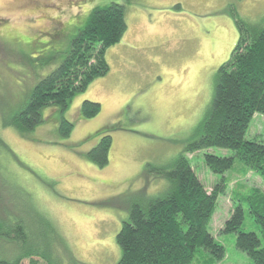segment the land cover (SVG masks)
Masks as SVG:
<instances>
[{"label": "rangeland", "instance_id": "1", "mask_svg": "<svg viewBox=\"0 0 264 264\" xmlns=\"http://www.w3.org/2000/svg\"><path fill=\"white\" fill-rule=\"evenodd\" d=\"M109 4L124 6L127 30L106 50L107 75L73 95L66 108H43V122L33 132L2 128L36 84L62 64L91 10ZM234 15L261 27L264 0H0V142L9 151L0 145V221L18 217L20 209L40 237L41 212L71 257L81 264H115V238L132 206H147L165 193L159 170L170 169L196 139L216 71L238 41ZM84 101L100 105L96 117H81ZM62 118L73 124L68 137L59 134ZM114 125L120 130L111 133L109 164L100 169L86 154L98 143L96 133ZM244 139L264 144L263 115H253ZM206 155L234 153L209 148L185 155L207 193L222 180L225 188L208 229L225 255L211 264H251L236 250L235 236L220 232L234 200L255 191L264 195V181L238 160L223 175L213 174ZM242 231L258 233V227L246 217ZM55 250L62 254V247ZM22 264L48 263L29 258Z\"/></svg>", "mask_w": 264, "mask_h": 264}, {"label": "trees", "instance_id": "2", "mask_svg": "<svg viewBox=\"0 0 264 264\" xmlns=\"http://www.w3.org/2000/svg\"><path fill=\"white\" fill-rule=\"evenodd\" d=\"M233 19L238 41L229 59L216 71L213 97L196 129V139L186 145L170 169L159 170V176L166 182L165 193L147 206H132L115 238L120 252L115 264H194L200 259L211 264L224 257V247L208 230L217 198L225 190L223 180L207 193L186 154L209 148L230 150L233 158L204 156V164L211 173L223 175L238 160L264 181V144L244 139L253 115L264 116V24L256 27L236 15ZM126 30L124 6L109 4L92 9L72 37L62 64L36 84L23 108L4 122L2 128L10 126L27 134L43 122L40 113L43 108L52 105L66 108L73 95L107 75L110 69L106 50L119 43ZM99 112L98 103L81 104L83 119L94 118ZM72 129L73 124L62 118L60 136L68 137ZM115 130L120 129L116 125L100 129L96 133L98 143L86 154L87 160L100 169L109 164L110 135ZM0 145L7 151L4 143ZM0 160H5L1 154ZM17 213L18 217H8L7 223L0 221V264H22L29 258H39L48 264H81L66 252L44 214L39 212L41 216L37 218L42 233L38 237L31 232L29 219L22 217V210ZM246 217L258 227V233L242 231ZM220 233L234 235L236 250L251 264H264V195L255 191L235 199ZM59 246L61 255L55 250Z\"/></svg>", "mask_w": 264, "mask_h": 264}]
</instances>
